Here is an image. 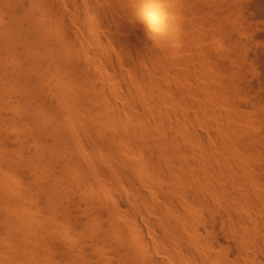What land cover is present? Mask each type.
Wrapping results in <instances>:
<instances>
[{"label":"bare ground","instance_id":"obj_1","mask_svg":"<svg viewBox=\"0 0 264 264\" xmlns=\"http://www.w3.org/2000/svg\"><path fill=\"white\" fill-rule=\"evenodd\" d=\"M14 1L0 0V207L12 212L0 215V264H46L43 251L67 248L53 226L66 195L112 216L89 219V264H264V173L239 81L259 39L247 13L262 19L264 0H223L233 24L220 16L212 37L187 18L208 0H72L70 12L42 0L37 13ZM118 192L144 221H120ZM32 196L49 197L50 216ZM82 251L62 264H88Z\"/></svg>","mask_w":264,"mask_h":264},{"label":"rangeland","instance_id":"obj_2","mask_svg":"<svg viewBox=\"0 0 264 264\" xmlns=\"http://www.w3.org/2000/svg\"><path fill=\"white\" fill-rule=\"evenodd\" d=\"M13 1V4H14V0H11V2ZM26 1V4L28 5V8H30V9H42L43 7H41L42 5L44 6V4H42L41 5V3H43L42 2V0H25ZM212 1V2H211ZM208 0L207 2H206V5L204 4V6H205V8H204V6H203V11H201V12H197V14L195 13V12H193V13H191V15L190 14H188V16H187V18L188 19H191L194 23H195V25H196V27H199L198 25H200V28L199 29H201V27H202V29H203V31H205L204 33H205V35H207L208 33L209 34H212V33H210V31L211 30H214L215 28H214V26L215 25H217V26H223V23L226 25V23H227V21L229 22V21H231V23L233 24V20H234V18L232 17V14L233 13H230L231 11H224V8L226 9V8H228L227 10H229V7L231 8L232 6H228L229 4H232L233 5V3H229V2H227V1H230V0H227V1H223V0H221V1H223L224 3H223V5L221 4L222 2L221 1H219V0ZM219 2L220 3V5H216L215 6V4H217V2ZM243 1V0H242ZM244 1H248V0H244ZM232 2H234V0L232 1ZM249 2H250V0H249ZM249 2H246L247 4L249 3ZM252 2H253V0H252ZM31 3V4H30ZM40 3V4H39ZM208 3H210V4H208ZM214 3V4H213ZM250 4V3H249ZM72 5H73V3H72V0H67V5H66V9H65V11L66 10H70L71 11V9H73L72 8ZM211 5V6H210ZM222 5V6H221ZM207 6V7H206ZM217 6H220V7H217ZM39 7V8H38ZM41 7V8H40ZM214 7L216 8V9H214ZM207 8H208V10H207ZM210 8V9H209ZM26 9V6H25V8H23V11ZM33 9V11L34 12H38V10L37 11H35ZM43 10V9H42ZM41 10V11H42ZM205 10V11H204ZM207 10V11H206ZM211 10V11H210ZM221 10H223L224 11V13H226V12H229V14L228 13H226L225 15H230L231 14V16H230V19L231 18H233L232 20H227L226 19V17H225V15H223V14H220V12H221ZM230 10H232V9H230ZM234 10V9H233ZM30 11V10H29ZM41 11H40V14H41ZM70 11H66V12H70ZM214 11V12H213ZM207 12V13H206ZM210 12V13H209ZM0 13H2V14H4L5 15V17L3 16L2 17V15H0V17L1 18H3L2 19V21L1 22H3L4 20H8L9 18H8V15L6 14V13H3V12H0ZM202 15H201V14ZM209 13V14H208ZM221 13H223V12H221ZM40 14L38 13V14H36V15H38V16H40ZM194 14V15H193ZM216 14V15H215ZM220 14V15H219ZM247 14H248V17H247ZM246 14V16L245 17H247V18H249V19H251V24H250V31L252 30V35H254L255 33H256V35H258L257 37H259V39L257 38L256 40L257 41H253L252 43L254 44H249V45H253V47L251 48L250 46H248L246 49L244 48V50H246L247 51V53L249 54L250 53V51H252L251 52V54H253L252 56H254V58H252V63L253 64H250L249 62V65L247 66V67H245V70H243V75H241V78H240V87H242L241 88V97H242V99H240V101H242L241 103L244 105V106H246V107H248L249 108V110L251 109V111H255V115H256V128H255V132H256V134H255V136H256V138H255V145H256V155L254 156V159H252V164L255 166V168H256V171H258L259 172V174H263L264 173V60H263V58H264V16L262 17V19H261V16L260 17H258L257 16V14L254 12V10L252 9V8H250L249 9V12ZM210 15V16H209ZM235 15V14H234ZM197 16H200V17H197ZM202 16H203V19H202ZM222 16H224V18H225V20L222 18L221 19V22L220 21H218V20H220V18ZM206 17L209 19V20H207L206 19ZM0 18V19H1ZM197 18V19H196ZM200 18V21L198 20ZM218 18V19H217ZM94 19V23H93V25H94V27H95V29H97L98 31L100 30V26H101V24H100V22H99V20L97 19L96 20V18H93ZM92 19V20H93ZM196 19V20H195ZM217 19V20H216ZM202 20H203V23H201L202 22ZM222 20H224L223 21V23H222ZM196 21V22H195ZM198 21L201 23V24H199L198 23ZM206 21H208V22H205ZM213 21V22H212ZM216 23H215V22ZM262 21H263V23H262ZM220 22V23H219ZM215 23V24H214ZM217 23H219V24H217ZM230 23V22H229ZM228 23V24H229ZM198 24V25H197ZM204 24V25H203ZM203 25V26H202ZM208 25V26H207ZM212 25V26H211ZM224 25V26H225ZM251 25H252V27H251ZM100 27V28H99ZM216 27V26H215ZM226 27V26H225ZM230 27V26H229ZM233 28H234V26H232ZM207 29L208 30V33L206 34V32H207V30H204V29ZM209 28V29H208ZM228 26L226 27V30H225V32H224V30L223 29H225V28H223L222 29V34H223V36H224V38L227 40V42H229L232 38H234L235 36H236V34L233 32V31H235V30H233L232 32H230V30L232 29V28H228ZM157 30V29H156ZM156 32H159L158 30L156 31ZM232 33H234V34H232ZM209 34L207 35V36H209ZM232 34V35H231ZM234 35V37H231V36H233ZM256 35L255 36H253L254 37V39L256 38ZM211 37H212V35H210ZM209 36V37H210ZM209 39V38H208ZM236 39V38H235ZM211 40V39H210ZM232 41V40H231ZM233 41H234V39H233ZM254 42H258V43H254ZM25 43H27V42H25ZM250 47V48H249ZM229 46L228 47H226L224 50L225 51H220V52H218L217 53V57L219 58V59H221L222 58V56H224L222 59H226V54H227V52H228V54H229V56H230V50H229ZM256 52H255V51ZM19 51V50H18ZM258 53V55H260V56H256L257 54H255V53ZM260 52H262V53H260ZM224 53V54H223ZM260 53V54H259ZM219 54L221 55V54H223V55H221V56H219ZM228 55H227V58L229 57ZM251 56V57H252ZM17 57V59L19 60V56L17 55L16 56ZM221 57V58H220ZM221 59V60H222ZM248 59H250V55H249V58ZM229 59H227V61H228ZM263 62H262V61ZM225 61V60H224ZM247 61V60H246ZM249 61H251V60H249ZM247 63V62H246ZM227 66H229L230 65V63H228V64H226ZM225 65V66H226ZM247 65V64H246ZM259 66H260V69H259ZM251 67V68H250ZM177 68V67H176ZM250 68V69H249ZM253 70H256V71H254L253 73H252V71ZM251 71V72H250ZM263 71V72H262ZM249 73V74H248ZM243 76V77H242ZM178 81V80H177ZM177 81L175 82V84L177 83ZM181 81H183V80H181ZM180 82V81H179ZM178 82V85H180L182 82H180L179 83ZM244 82V83H243ZM260 83L262 84V86H261V88H260ZM185 84V83H184ZM258 84V85H257ZM181 86H183L184 87V85H182L181 84ZM259 86V87H258ZM247 88V89H246ZM244 93V94H243ZM247 93V94H246ZM240 97V98H241ZM51 99H53V100H55L56 102H57V100L55 99V98H52V96H51ZM248 99V100H247ZM245 103V104H244ZM259 122V123H258ZM259 124V125H258ZM21 129V128H20ZM14 134H15V136L18 134L19 135V132L18 131H14L13 132ZM50 137V135H47L46 137ZM51 139H52V136L50 137ZM50 139V140H51ZM49 140V138L48 139H46V141L47 142H49L48 141ZM53 140V139H52ZM46 141L44 140V142L46 143ZM259 141H261L260 143H259ZM12 142L13 141H10V145L9 146H12L13 144H14V142H13V144H12ZM50 144L48 145L47 143L45 144V145H48V146H46L47 148L48 147H50L49 148V150H51L52 149V141H50L49 142ZM259 145V146H258ZM262 146H263V148H262ZM31 149H33L34 148V145H33V142H32V144H31ZM261 150V151H260ZM75 152V151H74ZM74 154V153H73ZM79 153L77 152V155H74L75 157H80V155H78ZM261 157V158H260ZM259 158V159H258ZM261 172V173H260ZM19 174V173H18ZM18 174H14L13 176H14V179L17 181V183H19L20 181H21V184L23 185V181H24V184H25V182L27 183L30 179H31V177L30 176H27L26 174L25 175H23L22 173H20L19 175ZM20 180V181H19ZM15 181V182H16ZM19 185V184H18ZM82 192H83V190H82ZM122 192V191H121ZM124 194H126V193H120V192H118L116 195H118V196H116V197H114V195L115 194H113V198H115V199H117V202H119L117 205H116V207L118 206V208L116 209L121 215H122V219L120 220V221H144L143 219H142V217H141V215L139 214V216H138V219L136 220L135 218H134V214H132L133 213V211L132 212H130V214H128L129 213V208H127V206H123V204L124 205H126L125 203H121V202H125V200L127 199H125L124 200V198L126 197V195H124ZM80 195H81V193H80ZM89 196V195H88ZM34 196H32L31 198H32V200H31V202H29V205L30 204H33L32 206H34V207H37V205L39 204L40 205V209L42 210V212H43V214L44 215H49L50 216V213L49 212H51V210H50V205H49V197L48 196H41V197H38L39 199H37V197H34ZM68 196L66 195V197H65V200H64V203L66 204L67 203V205L65 206V204H64V206H65V208H66V210H63L62 212L63 213H59V215H56L55 216V218H53L54 219V224H53V226L54 227H57L58 229H59V231H60V237H61V240H62V242L63 243H65L64 245H65V247L64 248H66V246H67V248L69 249V250H71L72 252H74V253H79L81 250H84V251H82V252H84L85 254L84 255H86V260L88 261V264H89V219H90V221H111L112 219V216L110 215V214H107L106 212L104 213V209L103 208H98V209H89V204L86 202V200L85 199H83V197H82V195H81V197H78L77 195H75V196H70V199H69V197L67 198ZM75 197V198H74ZM120 197H121V200H122V197H124L123 198V200L121 201L120 200ZM37 199V200H36ZM83 201H82V200ZM129 199V198H128ZM30 200V199H29ZM67 200V201H66ZM74 200V201H73ZM120 200V201H119ZM38 201H39V203H38ZM128 201H132L133 202V200L130 198ZM32 202H34V203H32ZM38 203V204H36V203ZM70 203V204H69ZM136 203V202H135ZM87 204V205H86ZM134 204V203H133ZM38 205V206H39ZM139 207H137L136 206V204H134V206L133 207H135L136 206V210H138V211H140V205L139 204H137ZM201 205L202 204H199L198 203V207H197V211H199V209H200V207H201ZM88 206V207H87ZM2 207V206H1ZM0 207V213H2L3 211H7V212H11V210H9V209H5V208H1ZM138 208V209H137ZM69 211H68V210ZM205 210V211H203V210ZM96 210V211H95ZM206 210H208V208H206L205 209V207H203V205H202V207H201V209H200V211H199V216H200V220L199 221H207L209 218H208V211L206 212ZM2 211V212H1ZM20 211H24V209H23V206L22 205H20ZM92 211H94L95 213H92ZM7 212H6V216H10L11 214H7ZM203 212V213H202ZM219 212H221V211H219ZM218 211H217V213H216V215H217V218H218V220L219 221H221V218H220V216H221V213H219ZM12 213V212H11ZM206 213V214H205ZM4 214V212L2 213V214H0L1 215V217H3L2 215ZM94 214V215H93ZM204 214V215H203ZM13 215V214H12ZM16 215V217L18 216V214H15ZM21 215V214H20ZM131 215H133V216H131ZM203 215V217H201ZM22 217L21 218H23V214L21 215ZM96 216V217H95ZM129 216H131V217H129ZM0 217V218H1ZM20 217V216H19ZM19 217H17V220H16V218H15V216L14 217H10V218H13L12 219V221H20L19 220ZM131 218V219H129V218ZM204 218V219H203ZM2 219V218H1ZM125 219V220H124ZM163 219V218H162ZM161 219V220H162ZM164 219H166V218H164ZM202 219V220H201ZM3 220H4V218H3ZM22 221V220H21ZM154 221V220H153ZM164 221V220H163ZM165 221H167V220H165ZM209 221V220H208ZM58 223V224H57ZM16 225L15 226H17V224H18V228L17 229H19L18 230V234H15L14 236L15 237H21V235H22V229H21V227H22V224L20 223H15ZM56 225V226H55ZM20 230H21V232H20ZM68 240H72L71 242H69ZM58 246H56V248L55 247H52L53 249L51 250L50 249V251H51V257H50V251H49V254H48V251L46 250V251H43V253L46 255V257L45 258H47V260L45 259V258H43V260L42 261H44L46 264H47V261L49 262L50 261V263L51 264H62V263H64V261H65V257H66V250H68L67 248L66 249H64V251L63 250H60V249H58L57 248ZM47 253V254H46ZM81 253V252H80ZM55 254V255H54ZM53 259V260H55L53 263H52V261L51 260ZM87 261H86V263H87ZM57 262H59V263H57ZM32 264V263H31ZM49 264V263H48Z\"/></svg>","mask_w":264,"mask_h":264}]
</instances>
